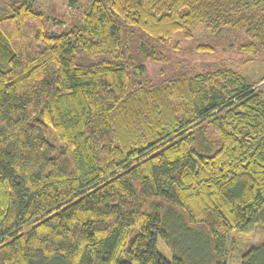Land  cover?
<instances>
[{
    "label": "trees",
    "instance_id": "trees-1",
    "mask_svg": "<svg viewBox=\"0 0 264 264\" xmlns=\"http://www.w3.org/2000/svg\"><path fill=\"white\" fill-rule=\"evenodd\" d=\"M52 21L0 5V264H228L264 226V77L152 82L147 37L202 25L260 54L264 0H91L79 25Z\"/></svg>",
    "mask_w": 264,
    "mask_h": 264
},
{
    "label": "rangeland",
    "instance_id": "rangeland-1",
    "mask_svg": "<svg viewBox=\"0 0 264 264\" xmlns=\"http://www.w3.org/2000/svg\"><path fill=\"white\" fill-rule=\"evenodd\" d=\"M35 9L44 11L54 20L51 29L53 32L67 31L80 24L85 10L90 7L91 0H30ZM12 0H0L1 6H9ZM224 36L237 42L232 35L225 33ZM221 36L215 35L211 30L202 25H198L191 30V37L185 36L184 31H179L170 41H161L147 37L160 52L163 60H149L147 62L148 80L155 82L158 77L169 76L174 72L185 71L189 76L197 73H207L210 75L216 69L229 68L243 75L248 82H257L264 77V52L256 55H248L240 49L239 44H229L223 42L216 44ZM243 37L242 36L240 38ZM226 41L227 40H224ZM212 45L213 50L205 52L200 50V45ZM211 72V73H210ZM160 76V78H161ZM210 76L215 77L214 74ZM234 243L230 247L233 250L229 256L228 264H240L242 252L253 246H258L264 242V226L259 225L250 234L234 235ZM241 240V241H240ZM159 251L171 259V252L164 242L159 239ZM123 253V257H124ZM134 264H139L135 262Z\"/></svg>",
    "mask_w": 264,
    "mask_h": 264
}]
</instances>
